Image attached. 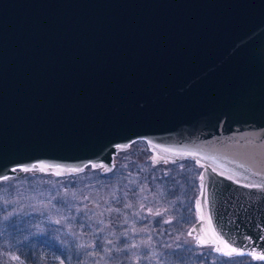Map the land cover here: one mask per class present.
I'll return each mask as SVG.
<instances>
[{"label": "water", "instance_id": "95a60500", "mask_svg": "<svg viewBox=\"0 0 264 264\" xmlns=\"http://www.w3.org/2000/svg\"><path fill=\"white\" fill-rule=\"evenodd\" d=\"M192 160L199 244L264 260V0H0V182Z\"/></svg>", "mask_w": 264, "mask_h": 264}, {"label": "rangeland", "instance_id": "374dc122", "mask_svg": "<svg viewBox=\"0 0 264 264\" xmlns=\"http://www.w3.org/2000/svg\"><path fill=\"white\" fill-rule=\"evenodd\" d=\"M150 156L145 141L138 140L115 156V168L108 174L88 166L76 175L27 171L1 181L0 236L10 227L23 237L14 244L0 241V264H32L24 257L25 243L31 238L57 264H117L108 259L109 236H134L147 214L160 213L162 220L174 218L187 202L192 226L198 220L194 202L200 194L201 168L192 160L154 165ZM123 203L134 217L113 219L118 204ZM123 222L129 223L126 233L116 229L123 228ZM184 235L196 243L187 229ZM199 250L207 252V264H222L223 257L214 246ZM237 261L264 264L245 255Z\"/></svg>", "mask_w": 264, "mask_h": 264}, {"label": "flooded vegetation", "instance_id": "af4514ba", "mask_svg": "<svg viewBox=\"0 0 264 264\" xmlns=\"http://www.w3.org/2000/svg\"><path fill=\"white\" fill-rule=\"evenodd\" d=\"M196 202V201H195ZM127 208V207H126ZM187 208V210H186ZM189 204H185L180 212L175 213L176 217L170 219H161L159 214H147L143 222L139 224L138 233L134 236L122 235L121 237L109 236L107 240L108 255L110 263L117 264H207L208 254L199 250V247L213 246L191 243L189 238L185 237L184 232L191 234L188 210ZM196 209V207H195ZM125 210V211H124ZM197 211V210H196ZM130 209H122L113 219L125 220L134 217ZM114 221V220H111ZM118 224L117 221L114 222ZM124 223V222H123ZM190 225V226H189ZM123 227V226H122ZM129 223H124L123 228H116L119 232L126 233ZM214 250L223 257L222 264H240L237 261L239 256L244 255H224ZM251 256V255H245ZM254 257V256H252ZM256 258V257H255ZM257 259V258H256ZM264 261L262 259H257ZM215 260H211L214 263Z\"/></svg>", "mask_w": 264, "mask_h": 264}, {"label": "trees", "instance_id": "16d2710c", "mask_svg": "<svg viewBox=\"0 0 264 264\" xmlns=\"http://www.w3.org/2000/svg\"><path fill=\"white\" fill-rule=\"evenodd\" d=\"M126 207L127 206L124 203L118 204V206H117L118 213ZM17 232L18 231H16L15 228L8 227L4 231V234L2 236H0V241L4 240L7 242H11L12 244H14L16 241H20L21 240L20 238H22L23 236ZM25 246H26V251H28V252H26V254H24V257L27 259V261H29V263H32V264H57L56 262H54V260L52 258H47L43 254V251L40 250L39 246L33 244L32 238L29 241H27V243H25ZM75 260H76V258H74V260H72V261L75 263L76 262Z\"/></svg>", "mask_w": 264, "mask_h": 264}]
</instances>
